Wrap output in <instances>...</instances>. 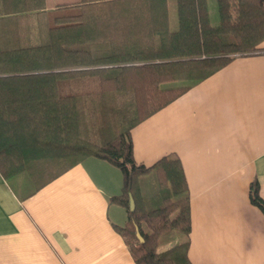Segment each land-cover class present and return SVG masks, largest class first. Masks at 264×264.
Segmentation results:
<instances>
[{"label":"trees","instance_id":"16d2710c","mask_svg":"<svg viewBox=\"0 0 264 264\" xmlns=\"http://www.w3.org/2000/svg\"><path fill=\"white\" fill-rule=\"evenodd\" d=\"M77 0L47 10L45 0H0V175L26 174L35 189L87 157L121 174L108 199L127 221L115 227L134 264H190L188 241L159 251L169 234L188 237L186 179L176 156L151 166L134 160L131 130L190 86L259 51L264 0ZM152 178L146 196L140 185ZM133 201L130 209L129 199ZM250 203L264 215L255 181ZM136 231L139 238L136 236Z\"/></svg>","mask_w":264,"mask_h":264},{"label":"crops","instance_id":"0c3cea01","mask_svg":"<svg viewBox=\"0 0 264 264\" xmlns=\"http://www.w3.org/2000/svg\"><path fill=\"white\" fill-rule=\"evenodd\" d=\"M206 3L215 26L216 2ZM228 4L236 23L237 0ZM259 49L193 83L130 132L137 163L169 155L181 162L190 232L170 235L159 251L188 241L190 264H264V215L249 200L253 181L264 200V41ZM120 191V171L94 157L37 189L24 173L0 175V264H134L115 229L126 213L108 202Z\"/></svg>","mask_w":264,"mask_h":264},{"label":"rangeland","instance_id":"374dc122","mask_svg":"<svg viewBox=\"0 0 264 264\" xmlns=\"http://www.w3.org/2000/svg\"><path fill=\"white\" fill-rule=\"evenodd\" d=\"M167 10H168V16H169V29L170 30H175L176 29V11H175V5H174V0H167ZM140 185L143 187L144 191H151L153 187L152 183V178L150 177H143L141 179ZM169 234L168 236H164L161 239V244L160 247L163 246L162 243L165 242V240L170 237Z\"/></svg>","mask_w":264,"mask_h":264},{"label":"water","instance_id":"95a60500","mask_svg":"<svg viewBox=\"0 0 264 264\" xmlns=\"http://www.w3.org/2000/svg\"><path fill=\"white\" fill-rule=\"evenodd\" d=\"M129 204H130V209H132V208H133V201H132L131 198L129 199ZM135 234H136V236L139 238L137 231H136ZM139 240H141V239L139 238Z\"/></svg>","mask_w":264,"mask_h":264}]
</instances>
